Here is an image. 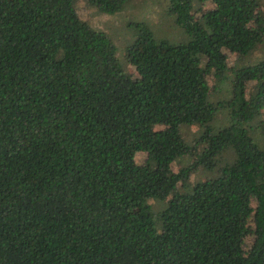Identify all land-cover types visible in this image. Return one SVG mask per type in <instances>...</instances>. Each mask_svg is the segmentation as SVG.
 <instances>
[{
	"label": "trees",
	"instance_id": "16d2710c",
	"mask_svg": "<svg viewBox=\"0 0 264 264\" xmlns=\"http://www.w3.org/2000/svg\"><path fill=\"white\" fill-rule=\"evenodd\" d=\"M77 1L0 0V264H264V59L229 67L224 51L257 47L258 0H211L198 17L205 0H167L186 38L138 24L130 72ZM210 93L230 116L216 131ZM196 165L219 174L188 186Z\"/></svg>",
	"mask_w": 264,
	"mask_h": 264
},
{
	"label": "rangeland",
	"instance_id": "374dc122",
	"mask_svg": "<svg viewBox=\"0 0 264 264\" xmlns=\"http://www.w3.org/2000/svg\"><path fill=\"white\" fill-rule=\"evenodd\" d=\"M261 10V16L264 17V0H258ZM213 6L211 0H205L197 4L196 9L193 10V16L198 17L202 11ZM78 15L86 20L92 27L105 31L111 38L116 48V56L122 67L128 72L133 71V67L126 59V49L131 44L136 36L137 26L140 23L147 24L156 38H169L173 41H182L186 38V34L181 27L175 24L174 16L167 12V0H127L123 7L115 12H107L99 10L93 5L87 3L86 0H78L76 3ZM227 55V62L229 67L238 62L245 64H253L260 59H264V31L262 39L250 53L245 56H238L235 52L224 49ZM228 72L230 70L228 69ZM136 75V73H134ZM207 80L210 87L213 84V76L211 73L207 74ZM247 91L252 89V81H248L246 85ZM212 92V91H210ZM221 95L219 93H210L209 102L213 107V118L210 122L214 131L227 125L230 121L228 115L227 104L219 102ZM263 118H264V109ZM162 125H155L154 128ZM199 125L195 123L180 124V132L186 142L193 144L198 142V135L201 132ZM255 141L260 142L261 134L256 129L252 131ZM262 145V141L259 143ZM201 147H198L200 151ZM196 154L186 153L178 156L171 162V167L177 171L181 166L191 163ZM147 156L146 151L140 150L135 154V162L142 163ZM219 174L218 167L206 168L202 165H196L190 173L187 184L192 185L197 180H205L215 177ZM187 186V187H188ZM185 187L184 189L187 190ZM183 189V190H184ZM184 190V191H185ZM152 204L153 216L165 205V200L149 199ZM249 243V239L247 244Z\"/></svg>",
	"mask_w": 264,
	"mask_h": 264
}]
</instances>
